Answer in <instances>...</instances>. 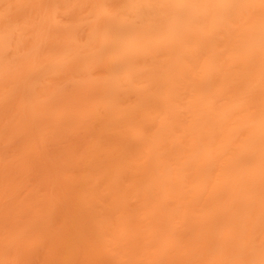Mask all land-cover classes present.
<instances>
[{
  "label": "bare ground",
  "instance_id": "bare-ground-1",
  "mask_svg": "<svg viewBox=\"0 0 264 264\" xmlns=\"http://www.w3.org/2000/svg\"><path fill=\"white\" fill-rule=\"evenodd\" d=\"M0 264H264V0H0Z\"/></svg>",
  "mask_w": 264,
  "mask_h": 264
}]
</instances>
